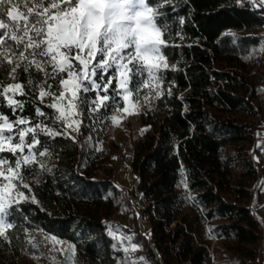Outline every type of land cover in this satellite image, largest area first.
I'll use <instances>...</instances> for the list:
<instances>
[{
  "label": "trees",
  "instance_id": "1",
  "mask_svg": "<svg viewBox=\"0 0 264 264\" xmlns=\"http://www.w3.org/2000/svg\"><path fill=\"white\" fill-rule=\"evenodd\" d=\"M160 10L170 37L164 52L175 67L161 73L164 94L138 113L142 132L134 139L130 164L135 190L145 202L139 212L150 225L146 235L128 227L120 232L141 249L145 264H202L213 240L244 259L264 258L259 252L264 222L258 216L264 207V172L257 156L264 125L245 64L263 33L264 5L258 0H171ZM0 79L10 82L4 73ZM153 94L142 87L140 104ZM0 101V112L10 120L17 115L43 119L35 113L39 100L15 114L3 97ZM122 105L117 96L115 104L110 101L97 113L85 106L75 142L68 136H39L42 146L37 147H46L50 155L39 157L45 167L37 163L27 176L32 192L22 189L38 203L29 199L10 209L8 219L16 227L9 230V241L0 238V264H16L21 255L39 257L47 248L46 235L72 244L76 264H131L105 223L124 205L134 209L130 195L79 139L100 142ZM40 106L50 114L46 123L62 127L52 124V109Z\"/></svg>",
  "mask_w": 264,
  "mask_h": 264
},
{
  "label": "snow or ice",
  "instance_id": "2",
  "mask_svg": "<svg viewBox=\"0 0 264 264\" xmlns=\"http://www.w3.org/2000/svg\"><path fill=\"white\" fill-rule=\"evenodd\" d=\"M168 3L171 0H0V73L10 81L0 79V97L13 114L39 100L35 113L43 118L34 121L17 115L10 120L0 112V153L15 157L0 156V238L9 241L8 232L16 227L8 219L14 205L29 199L38 203L22 189L32 192L27 176L33 165L45 167L39 157L50 155L46 147H37L42 146L39 136H68L75 142L67 129L79 132L87 93H96L87 109L92 113L108 108L110 101L115 104L119 96L123 107L115 108L110 117L113 124L121 113L136 114L142 87L150 88L155 97L164 94L159 88L164 80L161 73L175 67L164 52L170 46L168 25L160 22L166 16L160 9ZM40 105L53 109L57 115L51 122H62V127L46 123L50 114ZM45 239L54 249L65 243L54 235ZM28 243L38 247L32 239ZM135 250L133 245L131 251ZM66 251L71 260L74 246L68 244Z\"/></svg>",
  "mask_w": 264,
  "mask_h": 264
},
{
  "label": "rangeland",
  "instance_id": "3",
  "mask_svg": "<svg viewBox=\"0 0 264 264\" xmlns=\"http://www.w3.org/2000/svg\"><path fill=\"white\" fill-rule=\"evenodd\" d=\"M260 1V0H258ZM264 5V4H263ZM262 36L259 40V43L252 48L245 58V64L247 66L246 74L249 79L257 87L258 99L257 103L261 113V118L264 125V29L262 31ZM115 83V81H114ZM150 89V88H149ZM95 92L87 93L88 102L84 105L89 106L91 104V97ZM103 94V93H101ZM155 94L148 96L145 104H140L137 109H135L136 114L128 115L126 113L119 114L118 123L113 124L110 121L105 137L98 142L93 144L91 140L86 138H79L81 144L86 151L94 150L98 154L101 161L104 162V167L106 171L113 177V180L117 186L122 188L124 191L128 192L130 195V201L134 209L127 207L126 205L122 206L118 210L114 211L109 218L105 220L107 226V234L109 237L114 238L121 247L123 254L130 259L131 264L133 261L136 264H145L142 258L141 249L136 245V250L131 251L132 246L134 245L128 237L123 238L121 234L122 227H128L133 233H139L146 235L149 230V223L147 216L140 215L139 210L143 208L144 199L142 195L135 190L137 178L133 176L130 164L131 152L133 148L134 139L137 135L142 132V129L138 127V116L139 112L147 109L155 101ZM123 102V101H122ZM123 107V105H122ZM131 110V109H130ZM54 115H57L52 109ZM82 117H85V111L83 112ZM81 117V119H82ZM62 126V122H60ZM81 126V125H80ZM24 127V126H21ZM71 137L78 138L80 135L79 132L72 131L71 128L67 129ZM261 138V148L258 152L259 161L263 168L264 172V131L259 133ZM6 154V155H5ZM14 160L15 157L11 153L5 152L0 153V156L7 157ZM46 162H48L46 160ZM261 200L264 201V181L262 189L260 192ZM264 222V207L260 209L258 215ZM62 241V240H61ZM68 243L56 245L55 249L53 244L48 242L46 250H40L39 259L34 258L33 256H20L16 264H76L75 255L71 260L67 259L71 253L66 251ZM125 248H128L129 251L126 253ZM259 252L264 254V244L260 246ZM207 251V256L202 264H262L264 258H253L247 259L240 256H237L233 253H228L222 245L216 241H211L205 247Z\"/></svg>",
  "mask_w": 264,
  "mask_h": 264
},
{
  "label": "built area",
  "instance_id": "4",
  "mask_svg": "<svg viewBox=\"0 0 264 264\" xmlns=\"http://www.w3.org/2000/svg\"><path fill=\"white\" fill-rule=\"evenodd\" d=\"M262 264H264V262Z\"/></svg>",
  "mask_w": 264,
  "mask_h": 264
}]
</instances>
